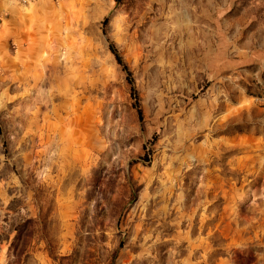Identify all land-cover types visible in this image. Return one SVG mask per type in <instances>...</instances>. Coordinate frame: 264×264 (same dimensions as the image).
<instances>
[{
    "label": "rangeland",
    "instance_id": "1",
    "mask_svg": "<svg viewBox=\"0 0 264 264\" xmlns=\"http://www.w3.org/2000/svg\"><path fill=\"white\" fill-rule=\"evenodd\" d=\"M0 264H264V0H0Z\"/></svg>",
    "mask_w": 264,
    "mask_h": 264
},
{
    "label": "trees",
    "instance_id": "2",
    "mask_svg": "<svg viewBox=\"0 0 264 264\" xmlns=\"http://www.w3.org/2000/svg\"><path fill=\"white\" fill-rule=\"evenodd\" d=\"M107 22V20L105 21V23ZM109 51L110 53L112 54V56L114 57L117 65L121 68V70L125 73L126 75V79L129 83V85L132 86L133 84V80H132V75H131V72L128 68V66L125 64L124 60L122 59V57L120 56L118 50L116 49L115 45L114 44H110L109 45ZM133 89V88H132ZM135 108H136V111H137V116H138V119L139 121L142 120V111L140 109V107L138 106L137 103H135Z\"/></svg>",
    "mask_w": 264,
    "mask_h": 264
}]
</instances>
